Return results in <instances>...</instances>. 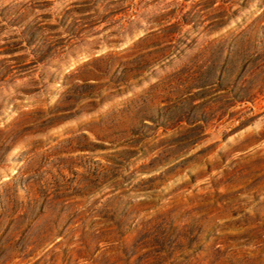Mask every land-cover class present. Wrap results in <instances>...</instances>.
Here are the masks:
<instances>
[{"label": "rangeland", "instance_id": "rangeland-1", "mask_svg": "<svg viewBox=\"0 0 264 264\" xmlns=\"http://www.w3.org/2000/svg\"><path fill=\"white\" fill-rule=\"evenodd\" d=\"M0 264H264V0H0Z\"/></svg>", "mask_w": 264, "mask_h": 264}]
</instances>
